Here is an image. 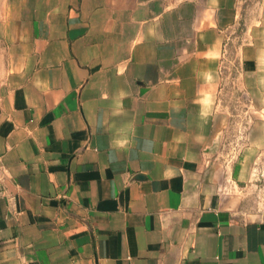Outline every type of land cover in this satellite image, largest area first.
<instances>
[{"label": "crops", "instance_id": "0c3cea01", "mask_svg": "<svg viewBox=\"0 0 264 264\" xmlns=\"http://www.w3.org/2000/svg\"><path fill=\"white\" fill-rule=\"evenodd\" d=\"M263 144L264 0H0V264H264Z\"/></svg>", "mask_w": 264, "mask_h": 264}, {"label": "rangeland", "instance_id": "374dc122", "mask_svg": "<svg viewBox=\"0 0 264 264\" xmlns=\"http://www.w3.org/2000/svg\"><path fill=\"white\" fill-rule=\"evenodd\" d=\"M233 96V99L237 102L233 103L232 108L239 117L237 123L239 124L238 127H240L239 130H237L239 135L233 137V139L237 141L240 146H245V144L247 146L249 137L247 136V133L244 134V131L248 132V125L254 121L251 119L248 120L249 117H245V114L247 115L246 111H248L247 106L239 101V98L235 93ZM255 121L257 123L262 122L259 118ZM239 154L247 155L243 150ZM251 164V179L243 192V205L254 215L260 216L264 215V144L252 154Z\"/></svg>", "mask_w": 264, "mask_h": 264}]
</instances>
